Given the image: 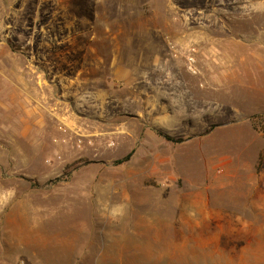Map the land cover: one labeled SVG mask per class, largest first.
I'll return each instance as SVG.
<instances>
[{"label":"rangeland","instance_id":"374dc122","mask_svg":"<svg viewBox=\"0 0 264 264\" xmlns=\"http://www.w3.org/2000/svg\"><path fill=\"white\" fill-rule=\"evenodd\" d=\"M253 117L264 0H0V264H264Z\"/></svg>","mask_w":264,"mask_h":264},{"label":"crops","instance_id":"0c3cea01","mask_svg":"<svg viewBox=\"0 0 264 264\" xmlns=\"http://www.w3.org/2000/svg\"><path fill=\"white\" fill-rule=\"evenodd\" d=\"M35 90H36V92H38L37 89H35ZM14 97H15V95H14ZM26 100L28 102H24L25 103L24 104V113H25L24 116L25 117H23V119L20 122H22L23 125L26 127L25 129L29 128V131L32 130L33 126L42 128L43 124H44L43 123L44 119L42 118V116L39 117V115H36V117L31 118L33 115L32 113L37 112V111L38 112L42 111V108L39 107L42 103V100L40 99V94H29V96H27ZM28 123H30V124H28ZM10 125H11V123L9 124L8 128L10 127ZM24 133H27V131Z\"/></svg>","mask_w":264,"mask_h":264},{"label":"trees","instance_id":"16d2710c","mask_svg":"<svg viewBox=\"0 0 264 264\" xmlns=\"http://www.w3.org/2000/svg\"><path fill=\"white\" fill-rule=\"evenodd\" d=\"M251 121H252V123H253V125H254V127H255L256 129H259V130H261V131H264V119H263V118H262V119H261V118L259 119L258 117H253V118L251 119ZM163 136H164L166 139H168V140L174 141V139H173L170 135L163 134ZM131 155H132V152L129 153V154H128L127 156H125L124 158L117 160L116 163H117V164H121V163H124V162L128 161V160L130 159Z\"/></svg>","mask_w":264,"mask_h":264}]
</instances>
